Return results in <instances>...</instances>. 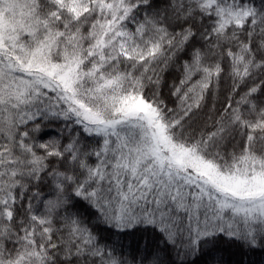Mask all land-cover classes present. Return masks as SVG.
<instances>
[{
  "label": "snow or ice",
  "instance_id": "1",
  "mask_svg": "<svg viewBox=\"0 0 264 264\" xmlns=\"http://www.w3.org/2000/svg\"><path fill=\"white\" fill-rule=\"evenodd\" d=\"M0 264H264V0H0Z\"/></svg>",
  "mask_w": 264,
  "mask_h": 264
}]
</instances>
